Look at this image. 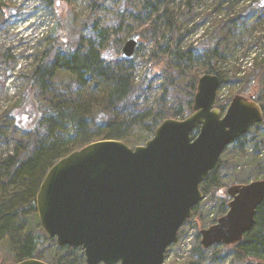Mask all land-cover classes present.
Segmentation results:
<instances>
[{
	"label": "trees",
	"instance_id": "1",
	"mask_svg": "<svg viewBox=\"0 0 264 264\" xmlns=\"http://www.w3.org/2000/svg\"><path fill=\"white\" fill-rule=\"evenodd\" d=\"M2 1L0 16L6 22L12 14V0ZM239 1L218 0V8L231 10ZM258 6L262 8L264 0H253L248 8L259 9ZM98 7V3L92 4L95 11ZM245 18L243 13L227 22L215 19L207 55L200 57L193 45L185 46V39L204 23L184 31L176 0H122L115 24L105 25L92 15L87 24L90 37H81L74 50L58 52L53 57L49 49L35 60L23 83L25 99L9 113L17 137L14 150L0 156V264H18L28 259L48 264H86L82 249L59 247L40 226L37 195L47 173L61 159L92 143L116 140L140 146L154 137L165 120L190 116L202 76L215 75L221 86L226 83L227 76L219 63L230 49L232 23ZM131 39H137L139 46L131 58H126L122 44ZM152 43L139 76L138 50ZM254 63L245 79L239 80L245 85L240 92L259 102L264 111V62ZM6 77L15 84L21 80L13 70ZM158 89L160 95L150 103ZM221 103L218 97V109L224 112L226 105ZM4 124L0 116V135H4ZM263 127L264 120L225 150L200 186L205 197L211 188L216 192L193 209L192 218L199 216L202 220L204 216L199 212L206 206L218 208L212 225L227 214L231 198L221 193L218 185V171L227 165L222 158L238 157L239 151L253 144L251 137ZM197 134L198 131L193 137ZM246 172L236 176L232 185L248 184L257 176L264 179V160L258 161L255 156ZM255 172L258 174L253 177ZM187 224H191L190 219L183 226ZM229 260L231 264H264V202L257 210L254 228L242 242L209 249L198 244L189 262L221 264Z\"/></svg>",
	"mask_w": 264,
	"mask_h": 264
},
{
	"label": "water",
	"instance_id": "2",
	"mask_svg": "<svg viewBox=\"0 0 264 264\" xmlns=\"http://www.w3.org/2000/svg\"><path fill=\"white\" fill-rule=\"evenodd\" d=\"M138 45L127 41L124 56L131 58ZM220 86L219 77L202 76L192 114L165 120L143 145L99 141L57 162L37 195L45 234L59 247L82 249L86 264H165L179 230L204 199L205 178L231 144L264 120L260 103L244 95L223 113L216 107ZM227 193V214L201 231L205 249L243 241L264 202V180Z\"/></svg>",
	"mask_w": 264,
	"mask_h": 264
},
{
	"label": "rangeland",
	"instance_id": "3",
	"mask_svg": "<svg viewBox=\"0 0 264 264\" xmlns=\"http://www.w3.org/2000/svg\"><path fill=\"white\" fill-rule=\"evenodd\" d=\"M251 1L253 0H240L231 10H227L218 8V0H176L177 14L184 19V31L192 30L194 26L204 23L185 39V46L193 45L200 57L207 55V43L215 32V26H213L215 19H225L227 22L243 13L246 14V18L239 20L238 24L232 23L234 27L231 28L230 49L226 59L219 63L227 76L226 83L220 86L218 91L221 104L226 105L224 112L227 111L235 96L243 95L240 90L245 85L239 83V80L252 70L254 62L257 60L264 62V6L262 8L258 6L259 9L257 7L249 9ZM1 2L3 1L0 0ZM94 3L99 4L96 11L92 8ZM121 3L122 0H12L9 3L12 12L10 18L2 22L0 16V116L5 123L4 135H0V156L5 157L12 154L14 150L17 137H15V128L9 113L14 106L25 99L23 83L26 84L35 60L41 59L42 54L49 49L53 57L58 52L67 53L74 50L81 37H90L91 28L87 24L92 15H96L97 19L105 25L115 24L116 12ZM204 19L205 22H203ZM127 41L122 44V52ZM152 45L153 43L147 49L138 50L140 52L139 76L143 73L145 67L143 60L148 58V51ZM9 70H13L15 76H20L21 80L18 83L15 84L11 77H6ZM160 93L161 90L158 89L153 94L150 103ZM216 107L219 108L218 104ZM253 139V144L239 151L238 157L235 156L232 159L225 155L222 158L224 161L227 160L223 162L224 166L227 165L218 171V185L221 193H227L230 187L235 186L232 182H235L236 176L247 174L246 171L253 164L255 156L258 161L264 160V145L262 144L264 127L253 134L251 140ZM257 174L255 172L253 177ZM259 180L264 179L257 176L249 183ZM215 192L216 189L211 188L201 203L204 204L210 200L211 194ZM208 211L211 213L209 214ZM217 213L218 208L206 206L199 212L200 216H204L202 220L199 216L191 217V224L181 227L177 241L168 249L165 264H190L193 249L201 244V231L213 226L212 223ZM221 264H231V261Z\"/></svg>",
	"mask_w": 264,
	"mask_h": 264
}]
</instances>
